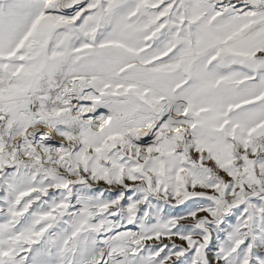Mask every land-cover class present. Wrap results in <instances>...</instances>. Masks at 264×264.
<instances>
[{"label":"snow or ice","instance_id":"snow-or-ice-1","mask_svg":"<svg viewBox=\"0 0 264 264\" xmlns=\"http://www.w3.org/2000/svg\"><path fill=\"white\" fill-rule=\"evenodd\" d=\"M0 264H264V0H0Z\"/></svg>","mask_w":264,"mask_h":264}]
</instances>
